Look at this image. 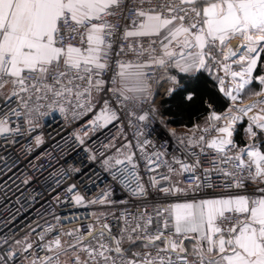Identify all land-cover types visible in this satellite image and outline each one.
<instances>
[{
  "label": "snow or ice",
  "instance_id": "obj_1",
  "mask_svg": "<svg viewBox=\"0 0 264 264\" xmlns=\"http://www.w3.org/2000/svg\"><path fill=\"white\" fill-rule=\"evenodd\" d=\"M236 37L241 44L233 50ZM262 53L264 0H0V137L10 145L30 135L37 118L50 114L42 109L64 114L67 127L90 116L73 128L70 141L61 137L63 177L98 164L113 185L88 202L121 206L119 214L96 215L83 231L37 244L52 255H25L27 264H60L69 252L71 264H264V187L247 189L249 181L264 184V144L257 143L264 107L248 116L264 101L237 103L254 80L261 90L253 94L264 95V75L253 76ZM217 65L235 82L225 87V78L216 77L218 90L233 102L227 113L211 111L203 128L196 125L177 140L171 155L158 148L144 131L158 114L153 85L163 78L173 85L171 94L179 74L198 79ZM183 91L191 101L194 88ZM244 116L254 143L240 148L232 137ZM109 126L117 134L96 144ZM35 142L44 141L36 136ZM81 152L86 156L77 161ZM117 188L123 195L113 200ZM61 191L77 205L85 201L75 183ZM54 199L60 200L58 191ZM60 235L71 239L62 242ZM0 247L8 250L0 264L15 260L11 245ZM33 247L29 241L21 250L29 254Z\"/></svg>",
  "mask_w": 264,
  "mask_h": 264
},
{
  "label": "built area",
  "instance_id": "obj_2",
  "mask_svg": "<svg viewBox=\"0 0 264 264\" xmlns=\"http://www.w3.org/2000/svg\"><path fill=\"white\" fill-rule=\"evenodd\" d=\"M110 20L114 24H120L119 17H110ZM113 51L115 52V48ZM229 63L231 64V61ZM232 70L237 71L236 65H232ZM211 72L215 78L217 76L225 78V87L234 88L235 82L232 81L231 76H225V73L219 69L218 65L213 66ZM217 86L219 89L218 81ZM172 87L173 85L165 82L163 78L157 80L153 85L152 99L158 114L155 117H151L144 128L145 132L151 133V139L157 147L161 150L168 149L170 155L175 152L177 140L191 135L194 130V128L172 126L168 123L166 117L160 113V103L179 89L180 85H176L175 90L171 94H166V91ZM244 92L245 89L241 92V100L237 102L240 107L253 104V101L244 100ZM226 98L229 103L228 108L222 112H216L218 115L227 113L233 103L228 97ZM42 111L50 114L37 118L38 126L30 135L18 136L15 138L16 142L10 145L3 137H0V246H5L7 242L8 245H11V250L18 253L15 260H9L8 264H27L24 259L25 255H30L31 257L52 255L46 249L36 247V245L47 243L56 238L58 234L66 233L72 229L81 228L83 231L89 223L94 221L95 216L102 212H116L119 214L121 211V206L119 205L90 204L88 202L99 197L101 192L106 191L113 185L110 176L98 164L91 167L85 164L84 167L87 168V171L79 177L72 173H69L67 177H63V172L67 170V166L63 165L61 152L67 149V145L61 137L70 141L69 133L73 131V128L78 123H83L90 116L83 117V120L78 117L73 122L72 127H67L65 115L58 110L42 109ZM254 111L255 108L248 113V116L254 115ZM231 114L228 113L229 116ZM248 116H244L241 120L246 122L245 128L248 127ZM67 118L71 119L70 112L67 113ZM14 122L18 123L15 118ZM224 122V120H221L216 123L223 124ZM239 122L235 123L234 128ZM199 126L203 128L205 124H200ZM172 132L175 133L174 136L171 135ZM116 134V129L109 126V129L104 130L102 135L98 134L99 139L96 140V144L100 141L106 142V137ZM195 134L199 136L201 132L196 131ZM128 135L129 137L132 135L130 130H128ZM216 135L217 133L214 131L210 134V136ZM36 136H41L44 142L37 145L35 142ZM93 139L95 140V137ZM252 141L250 138L246 139L248 144ZM91 146L96 145L93 144ZM176 154L179 155L178 153ZM85 156L86 154L81 152L79 157H77V161L84 159ZM74 166L80 167L81 165L76 163ZM162 171L165 170L162 169ZM58 178L59 184L57 185L56 180ZM179 178L185 185L193 182L184 177ZM25 180H28V183H24ZM73 183L77 185L79 194L85 197V201L81 205L72 202L66 191H61V189ZM258 187H264V184L247 182L249 193H252ZM53 189H56V191H53ZM57 191L60 193L59 201L54 199ZM256 194L258 195L259 193ZM122 195L119 188H117L111 199L119 200ZM135 210L133 207L132 211ZM57 217L58 219H56ZM107 222L112 223L110 217ZM50 227L54 230L47 232L45 241H39L38 235ZM60 239L63 242L69 241L71 238L66 235H60ZM16 240H20L22 245L30 241L34 247L29 254H25L21 250L22 245L17 246L14 243ZM7 255V248L0 247V256ZM71 255V252L68 255L62 253L59 258L60 264H64L65 261L71 264Z\"/></svg>",
  "mask_w": 264,
  "mask_h": 264
},
{
  "label": "trees",
  "instance_id": "obj_3",
  "mask_svg": "<svg viewBox=\"0 0 264 264\" xmlns=\"http://www.w3.org/2000/svg\"><path fill=\"white\" fill-rule=\"evenodd\" d=\"M264 75V53L261 54V62L256 70L255 76ZM198 79L190 76H181L182 87L177 89L172 95L164 99L159 106L160 113L166 117L168 123L179 128H194L196 125L205 124L206 118L211 111L222 112L228 108V100L218 90L217 79L211 71L203 70L197 73ZM185 87L194 88L193 99L187 101L184 97L188 94L183 91ZM261 86L257 81H254L243 94L245 99L255 97L253 93L259 92ZM211 105V109L208 107ZM246 122L240 121L236 134L235 142L238 147L243 148L248 143L246 142L245 132ZM251 143H254L252 141ZM249 143V144H251ZM258 146L264 144V137H259ZM264 150V149H262Z\"/></svg>",
  "mask_w": 264,
  "mask_h": 264
},
{
  "label": "crops",
  "instance_id": "obj_4",
  "mask_svg": "<svg viewBox=\"0 0 264 264\" xmlns=\"http://www.w3.org/2000/svg\"><path fill=\"white\" fill-rule=\"evenodd\" d=\"M240 44H241V39H240L239 37L233 38V39L230 41V46L233 48V50L238 49ZM258 66H259V64H258ZM258 66H257V68H258ZM236 67H237V71H239V70H240V66H239V65H236ZM257 68H256V69L254 70V72H253V76H254V77H256V76H255V73H256ZM201 71H203V70H201ZM181 76H188V74H183V73H181V74H179L178 79H180ZM237 80H239V78H237ZM254 81H255V80H254ZM254 81H253V82H254ZM253 82H252V83H253ZM252 83H251V84H252ZM251 84H250V85H247V86L245 87V90H246L247 88H249V87L251 86ZM179 85H180V87H182V84H181L180 82H179ZM244 100H249V101H251V102L253 101V103H255V102H257V101H264V95H260V96H256V97H254V98H248V99H245V98H244ZM262 107H264V104H259L258 107L255 108L254 115L257 114V113H259V112H260V108H262ZM237 126H238V125H237ZM237 126H235L234 131H233V137H232V139L234 140V142H235V134H236ZM245 132H246V128H245ZM246 135H247L246 139H248L249 136H248L247 132H246ZM263 137H264V136H263ZM246 139H245V140H246ZM235 143H236V142H235ZM175 179H177V177H174V180H175ZM179 179H180V178H179Z\"/></svg>",
  "mask_w": 264,
  "mask_h": 264
},
{
  "label": "rangeland",
  "instance_id": "obj_5",
  "mask_svg": "<svg viewBox=\"0 0 264 264\" xmlns=\"http://www.w3.org/2000/svg\"><path fill=\"white\" fill-rule=\"evenodd\" d=\"M256 97V96H255ZM252 98H254V97H252Z\"/></svg>",
  "mask_w": 264,
  "mask_h": 264
}]
</instances>
